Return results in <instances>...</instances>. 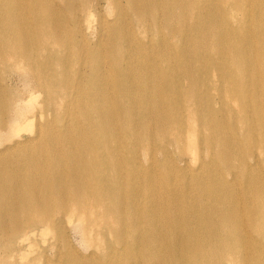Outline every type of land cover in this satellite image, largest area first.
I'll return each instance as SVG.
<instances>
[{
    "label": "bare ground",
    "instance_id": "6f19581e",
    "mask_svg": "<svg viewBox=\"0 0 264 264\" xmlns=\"http://www.w3.org/2000/svg\"><path fill=\"white\" fill-rule=\"evenodd\" d=\"M0 264H264V0H0Z\"/></svg>",
    "mask_w": 264,
    "mask_h": 264
},
{
    "label": "rangeland",
    "instance_id": "374dc122",
    "mask_svg": "<svg viewBox=\"0 0 264 264\" xmlns=\"http://www.w3.org/2000/svg\"><path fill=\"white\" fill-rule=\"evenodd\" d=\"M11 77H12L11 80L13 81V83L19 85V81L17 77L14 75H11ZM77 228H78L77 226L72 225V224L66 226V233H67L68 240L70 244L74 246L77 250H79L80 252L86 253L87 252L86 245L81 240V237H80V234ZM32 237H33L32 239H34V236ZM28 240L29 239L24 241V243L26 244ZM34 240H36V243L33 246H35L36 248H44L47 253H53L54 247L53 245L49 244L48 240H45V239L42 240V238L39 236H37V238H35Z\"/></svg>",
    "mask_w": 264,
    "mask_h": 264
}]
</instances>
